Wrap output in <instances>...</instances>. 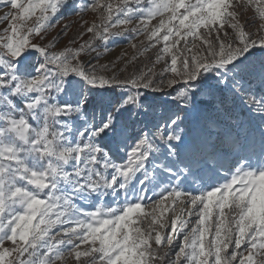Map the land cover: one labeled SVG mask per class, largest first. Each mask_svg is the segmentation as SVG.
Instances as JSON below:
<instances>
[{"label":"snow or ice","instance_id":"snow-or-ice-1","mask_svg":"<svg viewBox=\"0 0 264 264\" xmlns=\"http://www.w3.org/2000/svg\"><path fill=\"white\" fill-rule=\"evenodd\" d=\"M0 9V264H264V0Z\"/></svg>","mask_w":264,"mask_h":264},{"label":"rangeland","instance_id":"rangeland-1","mask_svg":"<svg viewBox=\"0 0 264 264\" xmlns=\"http://www.w3.org/2000/svg\"><path fill=\"white\" fill-rule=\"evenodd\" d=\"M0 11H3L2 9H0ZM127 48V43L123 40L120 41V47L116 48L115 53L114 54H118L122 49ZM130 51V49H129Z\"/></svg>","mask_w":264,"mask_h":264}]
</instances>
